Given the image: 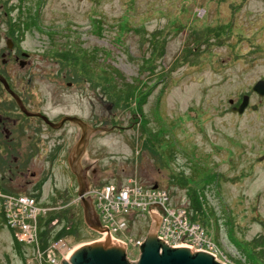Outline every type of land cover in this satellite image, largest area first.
Segmentation results:
<instances>
[{
    "label": "rangeland",
    "instance_id": "1",
    "mask_svg": "<svg viewBox=\"0 0 264 264\" xmlns=\"http://www.w3.org/2000/svg\"><path fill=\"white\" fill-rule=\"evenodd\" d=\"M21 3L40 4L37 24L22 33L32 65L39 66L33 80L43 108L52 116L77 112L86 117L92 110L100 128L84 154L94 170L90 184L136 177L145 186L167 188L176 203L187 205L186 188L175 182L183 174L200 195V216L218 255L223 261L233 256L254 264L243 254L253 237L264 234V96L251 91L256 80L264 79V0ZM200 31L198 41L193 34ZM63 43L78 54L74 67L89 81L75 80V69L55 60ZM152 44L158 47L157 58ZM139 79L141 94L128 104L116 98ZM244 93L258 108L232 112L228 99L237 101ZM142 94L145 101L139 107ZM57 162L55 179L67 196L45 191L39 201L53 207L48 212L67 211L69 218L80 219L76 234L64 236L70 248L99 240V233L83 222L80 204L67 205L76 185L65 158ZM59 215L48 225L50 232L65 223ZM150 224L149 216L140 217L134 230L138 238ZM33 245L22 246V259L0 222V264H49L35 258ZM138 255V248L129 245V260Z\"/></svg>",
    "mask_w": 264,
    "mask_h": 264
},
{
    "label": "flooded vegetation",
    "instance_id": "2",
    "mask_svg": "<svg viewBox=\"0 0 264 264\" xmlns=\"http://www.w3.org/2000/svg\"><path fill=\"white\" fill-rule=\"evenodd\" d=\"M21 2L22 0H0V77L28 112L45 115L51 124L58 123L63 117L76 116L89 128H95L92 110L86 117L77 112H62L52 116L43 108L44 100L39 98V89L33 80L36 74L33 69L39 66L32 65V54L23 45L25 35L22 31L26 30L25 23L29 21V11ZM39 70L43 71L42 68ZM16 77L19 79L17 83ZM70 84L72 83L67 82L68 86ZM9 90L0 80V192H3V189L23 190L35 195L40 194L41 198L46 191V194L58 196L65 191V188L62 191L54 174V166L61 158H65L67 171L77 187L75 176L67 165V156L79 140V124L65 119L60 125L51 127L35 114L26 115L19 109ZM89 101L90 99L88 103ZM240 101L241 96L237 101L233 99L230 110ZM252 105L258 108V104L250 102L249 95V103L244 111L252 110ZM89 106L93 109V102ZM93 135V130L88 133L81 157L82 166L88 168V177L94 170L84 162V154L89 150Z\"/></svg>",
    "mask_w": 264,
    "mask_h": 264
},
{
    "label": "built area",
    "instance_id": "3",
    "mask_svg": "<svg viewBox=\"0 0 264 264\" xmlns=\"http://www.w3.org/2000/svg\"><path fill=\"white\" fill-rule=\"evenodd\" d=\"M85 195L92 198L100 222L102 226L108 228L110 237L126 244V253L129 245L137 247L139 252V246L145 236L138 238L135 234L137 222L140 217L149 216L151 219L149 205L160 204L164 214L157 232L159 239L170 246L206 251L222 260L218 255L219 250L214 247L212 234L199 221L192 219L194 211L189 207L186 191L184 198L187 205L179 204L174 201L173 194L167 188L159 185L145 186L136 177H129L123 182L109 180L101 184H90ZM69 200L67 203L69 206L79 204L80 197L77 195L76 186L75 195L70 196ZM51 208L53 207L31 195L0 192V212L14 238L25 245L34 244L32 247L36 254L35 258L40 263L43 260L49 264H61L65 254L63 251L71 249L65 243V237L49 239L44 248H41L39 242L38 218L40 215L44 217ZM57 221V217H54L50 224ZM68 228L69 225H66L65 229ZM99 235V239H102L107 234L102 232ZM223 262L239 264L233 256Z\"/></svg>",
    "mask_w": 264,
    "mask_h": 264
},
{
    "label": "water",
    "instance_id": "4",
    "mask_svg": "<svg viewBox=\"0 0 264 264\" xmlns=\"http://www.w3.org/2000/svg\"><path fill=\"white\" fill-rule=\"evenodd\" d=\"M5 88H8L5 81L0 77ZM251 90L258 96H264V79H258L254 82ZM11 95L17 102L19 109L26 115L35 114L42 121L55 127L60 125L65 119L79 124L81 134L79 140L74 144L72 150L67 156V165L70 172L75 176L77 184V195L80 197V207L82 209V218L85 225L97 232L107 235L99 240L91 241L78 246L71 252L66 260H61V264H225L218 261L212 254L206 251H196L187 247H173L166 244L157 237L160 220L164 210L160 204H150L148 211L151 215V224L139 246V255L137 260L130 261L126 253V244L114 240L110 237L108 228L102 226L98 214L94 208L92 198L85 193L89 189L90 179L87 175V166H82L81 157L86 147L88 133L100 129L99 127L89 128L82 119L76 116L63 117L58 123L51 124L48 118L41 113L28 112L22 105L20 99L11 92ZM229 104H233V99H228ZM249 103V95L243 94L240 103L231 107L235 113H243ZM256 105L251 109L255 110ZM41 115V116H39ZM156 186V185H154Z\"/></svg>",
    "mask_w": 264,
    "mask_h": 264
},
{
    "label": "trees",
    "instance_id": "5",
    "mask_svg": "<svg viewBox=\"0 0 264 264\" xmlns=\"http://www.w3.org/2000/svg\"><path fill=\"white\" fill-rule=\"evenodd\" d=\"M28 11H29V21H27L25 23V25H26L27 29H32L37 24L36 18L38 17V14H39V11H40V4H37L34 7H32L30 5L28 7ZM229 32H231V31H229ZM201 36H202V32L201 31L200 32H195L193 34V38H195V39L197 38L198 41H200ZM157 38H158V36H157ZM157 50H158V47L156 45L152 44L151 54L154 55L153 56L154 58H157L159 56L156 53ZM54 57H55V60H57L59 63H61V65L65 66V67L72 66L71 69L74 68L76 70V71L74 70V72H73V74H75L73 76L75 78V80L89 81V78L87 76L86 77L85 76L80 77L79 71L74 67V65L78 64V62H79V56H78V54L74 53L73 48L71 47V45H66L65 43H63L61 48L55 50ZM68 62L70 63V65H67ZM152 66L154 67V65H152ZM152 66H149V67H146V68L152 70V68H153ZM142 69H143V67H142ZM76 72L78 73V75H77ZM139 84H140V79L138 80V82H136L134 84V86L131 85V84H127V86H124L125 90L120 95L116 96V98L119 97L120 101L123 104H128L134 96H137L138 94H141L140 92H142V91L140 90V88H137ZM136 90H137V93H136ZM114 94H116V93L114 92ZM111 96H113V95L111 94ZM141 96L139 95V101H138L139 102V107H140V104L143 101H145V96L146 95L142 94ZM123 104H122V106H123ZM139 111H141V108H140ZM152 133H153V135L155 134V132H152ZM149 138H150V136H149ZM175 182H178L180 186L186 188V194L188 195V198H189V207L194 211L192 219L197 220V217L199 216V218H200V219H198L199 222L203 226H205L206 221L204 220L203 216H200V213L202 212L201 211L202 208H201V201H199V196L200 195H199V193L197 194V189L196 188H192L191 186L188 185L187 177L184 176L183 174H181L177 178V180ZM101 183H103V182H100V183H97V184H101ZM2 191L5 192V193H12V194H15V195L27 194V195L34 196L38 200L40 199V194L35 195V194L27 193V192H19V191H22V190L18 191V190L3 189ZM62 196H67V193L66 192L60 193V194H58L57 197H62ZM66 212L67 211L60 212L61 213L60 215L55 213V212H48L44 217H42L40 219V222H39V226H40V228H39V242H40L41 248L46 247L47 244H48L49 239H51V238L52 239H58V238H60L62 236H70V235L76 234L80 219H77V218H75L73 216H72V218L71 217L69 218L68 216L65 215ZM58 215L61 217V220H65V223H64L65 225H63L60 228L50 232L49 229H48V225L50 224V221L54 217H56ZM68 221H69V223H68ZM0 222L4 223V218H3L1 212H0ZM66 225H69L68 229H65ZM10 233L12 235L14 249L16 250V252L19 254V256L22 259H25V256H24V254L22 252V246L23 245L26 246V245L21 243V242H19V241H17L14 238V236H13L11 231H10ZM229 235H230V233H229ZM241 251L243 253L245 252L244 250H241ZM245 254L247 255L246 258H247L248 261H253L254 264H255V262L260 263V264H264V234H259L258 236H255V237L252 238V240L250 242V250H249V252H245L243 255H245ZM236 260H237V262L239 264H242L240 260H238V259H236Z\"/></svg>",
    "mask_w": 264,
    "mask_h": 264
},
{
    "label": "bare ground",
    "instance_id": "6",
    "mask_svg": "<svg viewBox=\"0 0 264 264\" xmlns=\"http://www.w3.org/2000/svg\"><path fill=\"white\" fill-rule=\"evenodd\" d=\"M173 247H179V246H173ZM77 247H73L71 249H68V251H63L65 254L63 256V259L66 260L71 252H73ZM67 252V253H66ZM216 258V257H215ZM62 259V260H63ZM218 261L223 262L221 259L216 258ZM224 263V262H223Z\"/></svg>",
    "mask_w": 264,
    "mask_h": 264
}]
</instances>
